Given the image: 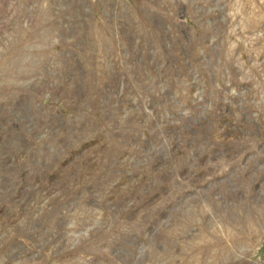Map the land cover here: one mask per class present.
<instances>
[{"label":"rangeland","instance_id":"rangeland-1","mask_svg":"<svg viewBox=\"0 0 264 264\" xmlns=\"http://www.w3.org/2000/svg\"><path fill=\"white\" fill-rule=\"evenodd\" d=\"M0 264H264V0H0Z\"/></svg>","mask_w":264,"mask_h":264}]
</instances>
